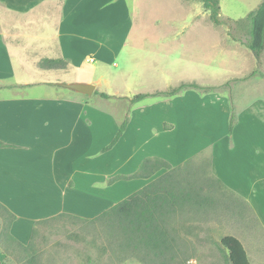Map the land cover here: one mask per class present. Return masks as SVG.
<instances>
[{
    "label": "crops",
    "instance_id": "1",
    "mask_svg": "<svg viewBox=\"0 0 264 264\" xmlns=\"http://www.w3.org/2000/svg\"><path fill=\"white\" fill-rule=\"evenodd\" d=\"M262 1L256 0L255 4L259 5ZM154 7L162 10V5L157 2ZM140 22H143L142 19ZM212 25L218 33L216 42L224 53L223 58H218L217 65L224 69L227 66L226 75L202 83L196 71L211 73L205 65L211 63L212 49L208 47L205 36L188 38L182 50L187 52L186 74L189 77L175 86L183 81H195L201 86L220 87L227 83L228 78L243 77L257 65L258 60L251 49L222 33V25ZM116 26H120V22L110 26V0H0V140L7 144L0 147V202L17 215L11 233L23 244L31 241L38 221L61 213L76 212L67 211V205L97 207L104 204L99 197L108 201L107 192L110 189L93 187L98 185L97 181L84 178L85 185H77L78 175L91 177L92 168L64 172L63 176L59 160L71 159L82 153L83 138L98 139L99 130L104 129L103 132L110 136L109 111L92 103V96H84L61 83L89 82L95 84L96 90L106 92L104 86L110 84V70L115 75H121L126 82L133 78V71L137 77L133 79L142 77V54H124L130 49L127 50L133 25L131 28L127 25L123 38L114 35ZM174 31V36L179 37V31ZM138 35L142 37L139 32ZM180 40L159 38L156 41L160 47L172 45L171 73L179 74L180 66L184 65L178 50ZM115 41H119L117 48ZM173 48H176L175 51ZM173 52H177L176 55L173 56ZM162 53L156 51L155 54L163 57ZM243 54L252 56V64L246 66L239 62ZM43 59H61L67 66L43 68L39 65ZM213 73L216 75L218 72ZM17 84L24 86H12ZM232 93L236 96L234 99ZM96 97L100 95L96 94ZM183 97H186L187 104H184ZM146 99H152L155 105L145 108L159 106L171 114V118L160 120L158 127L154 128L155 135L165 132L166 137L172 138L178 131L181 118L189 124L197 117L198 125L211 128L212 132L224 124L228 126V132L218 137L203 130L205 137L199 141V152L211 148L213 174L246 199L264 223V89H254L246 84L229 89V92L223 91V87L213 90L189 88L173 96ZM144 100L134 104L129 102L132 106H139ZM233 101L238 105L237 113ZM191 110L196 113L192 115ZM182 111L184 115L180 117L179 112ZM233 112L235 119L231 128ZM134 126L135 116H130L124 134L135 130ZM197 138L193 140L197 141ZM187 154L178 163L167 160L169 157L166 155L158 157L178 165L192 157L191 147ZM120 181H137L141 188L151 182L149 178ZM93 190L98 192L96 200L83 205L81 198L93 199L94 196L89 194ZM68 191L80 198L68 201ZM21 219L34 224L31 235L29 225L19 226L20 233L16 232ZM0 264H8L1 252Z\"/></svg>",
    "mask_w": 264,
    "mask_h": 264
},
{
    "label": "rangeland",
    "instance_id": "2",
    "mask_svg": "<svg viewBox=\"0 0 264 264\" xmlns=\"http://www.w3.org/2000/svg\"><path fill=\"white\" fill-rule=\"evenodd\" d=\"M255 1L220 0L221 16L224 19H243L259 6L255 4ZM156 2L162 5V10L154 7ZM209 14L200 1L110 0V26L120 22V26L114 28V35L117 38H123L128 29L127 25L130 28L133 25L134 30L130 34L128 40L130 46L127 50L130 49L124 54L141 53L144 73L141 72L140 79H133L137 78L133 71V78L126 82L121 75H115L110 70V84L104 86V91L119 97L103 100L96 97V94L90 95L92 103H95L98 108L109 111L110 136L104 133V129L99 130L98 139L96 137L83 138L84 151L82 153H77L71 159L59 160L63 168L61 173L63 176L64 172L68 171L93 169L91 177L90 175L84 177L78 175L77 185L82 187L86 183L84 178H89L93 182L94 180L98 182V185L94 184L93 187L110 189L107 192L108 201L100 200L99 197V201L104 204H98L97 207L66 206L67 211L77 213L72 212L71 214L92 219L141 188L136 183L137 181H119L109 186L111 178L118 174L135 172L147 156L163 157L166 155L169 157L167 160L178 163L184 160L191 147L192 157L190 159L192 160L189 161L191 164L186 163L188 159L178 165H172L173 167L181 165L178 176L180 180L185 179L179 185V189L181 188L189 195V200H180L179 205L181 206L178 207L169 224V238L176 240L179 246L177 258L167 261L155 257L152 249L144 247L137 236L129 240V236L120 226L116 224V227H112L111 220L108 218L84 221L61 217L37 225L33 248L38 264H230L225 259L224 247L221 245V240L226 236H235L242 241L251 264H264V223L262 219L257 216L246 199L213 174L211 148L199 152V141L205 137L204 131L218 137L228 132V126L224 124L223 127L216 128L212 132L211 128L198 125L197 117L189 124L181 118L178 131L172 138L169 135L166 137L165 132L155 135L154 128L158 127L163 117L171 118L170 112L159 106L145 108L155 105L152 99L140 102L143 104L139 106L130 105L127 99L141 91L155 88L165 89L175 86L181 80H187L183 78L189 77L186 74L188 58L182 46L187 44L188 38L205 36L208 47L212 49L211 57L213 58L208 66L205 65V69L211 73L215 71L218 73L215 75L206 73L205 70L196 71L202 83H209V81L221 79L226 75L227 66L224 69L217 65L218 58L220 56L223 58L224 53L216 42L218 33L213 29ZM174 30L179 31V37L174 36ZM228 31L227 25L222 24L221 32L228 34ZM138 32L141 33V38ZM159 38H171L174 41L177 38L181 39L178 50L180 60L184 62V65L180 66L179 74L171 73L169 70L172 45L168 48L158 46L156 41ZM118 43L119 41L114 43L116 48ZM175 49L173 48L174 51ZM156 51L163 52V57L156 56ZM176 53L173 52L172 55ZM251 57V55L243 54L239 62L242 65H250L253 61ZM262 58L261 62L245 75L248 78L245 76L228 78L227 85H223V91L229 92V89L234 90L245 84L254 89H264V59ZM254 70L256 72L251 75ZM232 94L234 99L236 96ZM84 96L88 95L84 94ZM183 98L186 99V97ZM187 103L188 101L185 100L184 104ZM237 106L234 104L235 113H237ZM128 110H130L131 118L135 116V130L127 131L116 145L109 147L118 124ZM195 113L196 111L191 110L192 115ZM183 115V111L179 112L180 117ZM198 133L201 135L198 136ZM195 137H198L197 141L193 140ZM202 153L203 156H201ZM166 171L167 169L159 170L149 178L150 181ZM61 181H63L62 178ZM89 194L94 196L93 199L82 197L83 205L94 202L98 192L93 190L89 191ZM76 196H80V193H76ZM71 198L78 200L80 197H74L68 191L67 200ZM35 213L45 215V213ZM26 225L31 226V235L35 226L32 222L23 219L16 228V232L20 233L19 226L26 227ZM16 255L19 256L22 253L17 252Z\"/></svg>",
    "mask_w": 264,
    "mask_h": 264
},
{
    "label": "trees",
    "instance_id": "3",
    "mask_svg": "<svg viewBox=\"0 0 264 264\" xmlns=\"http://www.w3.org/2000/svg\"><path fill=\"white\" fill-rule=\"evenodd\" d=\"M200 1L205 9L209 11L210 19L216 26L226 24L229 28L228 34L236 41L251 49L258 63L261 62L264 52V0L259 6L248 13V15L240 20L230 18H222L220 0H187ZM39 65L43 68H64L67 63L61 59H43ZM254 70L251 75H254ZM248 78V77H245ZM50 85H59L58 83H50ZM227 85V84H224ZM22 87L24 85H12ZM223 87L220 86H201L195 81H183L179 85L170 87L165 90H156L154 92H140L132 97H128L131 104L137 103L149 97H169L176 95L186 89L195 88L202 90H213ZM103 99H114L117 96L102 91H95ZM235 119L234 112L231 118V128ZM130 122V110L126 114L123 122L120 124L114 138L109 147L117 144ZM7 146L0 140V147ZM203 156V153L201 154ZM189 159L186 163L191 164ZM161 169H167L158 178L154 179L143 188L130 194L123 200L114 204L108 210L92 219L81 218L68 213H61L57 216L40 220L36 223L32 239L28 244L21 243L11 233V227L17 219V215L7 206L0 202V252L4 254V261L8 264H38L33 248V238L37 225L49 220L61 217H70L82 219L84 221H97L108 218L111 220L112 227L120 226L129 240L137 236L140 243L145 247L151 248L155 257L163 260H175L179 246L176 240L169 238V224L173 219L180 200H189V195L184 192L179 185L180 180L178 172L181 165L173 167L170 162L158 156L145 157L140 163L138 169L130 174H118L110 179L109 184H113L120 180H132L138 178H150ZM107 219V220H108ZM224 247V256L230 264H251L245 246L242 241L235 236H226L221 240ZM17 252L22 255L15 256ZM169 253H171L169 255Z\"/></svg>",
    "mask_w": 264,
    "mask_h": 264
},
{
    "label": "water",
    "instance_id": "4",
    "mask_svg": "<svg viewBox=\"0 0 264 264\" xmlns=\"http://www.w3.org/2000/svg\"><path fill=\"white\" fill-rule=\"evenodd\" d=\"M61 85L87 95H92L96 90L95 84L89 82H64Z\"/></svg>",
    "mask_w": 264,
    "mask_h": 264
},
{
    "label": "built area",
    "instance_id": "5",
    "mask_svg": "<svg viewBox=\"0 0 264 264\" xmlns=\"http://www.w3.org/2000/svg\"><path fill=\"white\" fill-rule=\"evenodd\" d=\"M90 60L92 61V60H93V58H90Z\"/></svg>",
    "mask_w": 264,
    "mask_h": 264
}]
</instances>
